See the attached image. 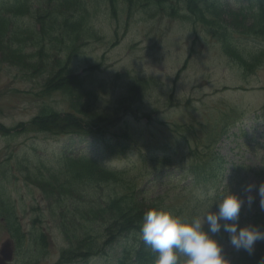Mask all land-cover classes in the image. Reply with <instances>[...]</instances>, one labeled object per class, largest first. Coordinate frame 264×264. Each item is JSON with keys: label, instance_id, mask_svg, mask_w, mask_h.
<instances>
[{"label": "rangeland", "instance_id": "374dc122", "mask_svg": "<svg viewBox=\"0 0 264 264\" xmlns=\"http://www.w3.org/2000/svg\"><path fill=\"white\" fill-rule=\"evenodd\" d=\"M224 1L234 11L235 3L246 0ZM118 19L120 27L116 31L114 21L102 19L97 24L102 42L84 48L81 57L71 64L74 81L70 91L81 81L85 96L72 92L74 96L65 99L62 94L40 92L45 76L31 73L36 68V74H45L42 62L31 61L24 81L15 78L18 68L0 64V264H58L59 253L67 248V207L70 197H81L72 194L65 181L61 183L63 189H58L57 179L47 172L45 181L37 179L35 176L44 171L32 168L53 167L63 151L73 156L91 151L117 170L135 163V173L145 175L141 187L146 197L165 195V200L158 202L174 212L191 204L190 208H197L196 216L200 215V203L205 199H211L207 206L212 204L210 211L215 212L214 201L229 191L245 200L239 225L264 227L260 197L255 189L245 191L248 185L264 184V117H260L264 109V56L255 71L246 72L226 57L218 36H210L201 24H192L186 13L172 18L162 12L128 17L119 14ZM250 45L235 43L232 47L248 58L253 51ZM26 53H33L32 49ZM43 103L61 115L82 107L86 114L78 117L83 128L80 131L99 139L97 144L75 135L55 138L22 134ZM95 115L107 125L104 132L90 126L98 123ZM9 133L18 136L7 137ZM115 140L120 148L113 146ZM146 151L159 159L171 156L170 164L180 168L186 162L191 163L186 167H191L196 166L195 160L207 162L213 157L221 172L217 177H206L205 184L194 189L195 204L188 193L181 192L183 184L163 186L157 182L158 173L150 175V158L144 164L141 160ZM185 159L188 161L183 164ZM234 164L237 172L231 168ZM168 169L157 172H173ZM248 195L255 197L250 206ZM217 236L231 264L243 250L232 247L226 232ZM124 244L115 246L113 252L120 251ZM108 263L94 258L87 264Z\"/></svg>", "mask_w": 264, "mask_h": 264}, {"label": "trees", "instance_id": "16d2710c", "mask_svg": "<svg viewBox=\"0 0 264 264\" xmlns=\"http://www.w3.org/2000/svg\"><path fill=\"white\" fill-rule=\"evenodd\" d=\"M233 8L234 11H230L231 7L224 0H5L0 4V64L18 68L19 74L15 78L20 77L24 81L29 76L25 72L31 68V61L42 62L46 68L45 74H36V68L31 73L34 77L45 76L40 92L62 94L65 99L74 96L72 92L85 96L81 81L77 83V89L70 91V84L74 81V76L71 78V64L81 57L84 48L102 42L103 36L97 24L106 17L112 23L114 21L116 31L120 27L119 14L128 17L131 14L162 12L169 18L186 13L192 24H201L210 36H218L217 42L226 57L246 72H253L260 66V57L264 56V0H246L235 3ZM235 43L251 44L253 51L250 56L239 55L232 47ZM28 48L33 53H26ZM76 79L79 80V77ZM55 110L43 103L31 125L21 131L22 134L37 133L55 138L70 135L84 138L91 134L80 131L83 128L78 117L83 118L86 114L82 107L75 110L76 113L73 111L63 115ZM95 116L98 123L90 126L104 132L107 125H103L105 122ZM13 136L18 134L9 133L7 137ZM114 146L117 147V144ZM148 156L147 153L141 156L143 164L149 160ZM152 157H149L150 175L160 166H170L169 162H173L169 158ZM56 159V164L47 170L45 165L33 166L44 171L35 177L45 181L47 172L57 179L55 182L60 185L58 189H63L61 183L65 181L70 185V192L81 197H70L67 207V248L59 253L58 264L79 261L87 264L94 258L104 259L107 263L113 258L111 264H155L157 254L144 244L140 236L143 215L150 209H162L173 215H183L181 218L196 216L197 208H190L191 204L174 212L158 202L165 200V195L148 199L147 192L141 187L145 175L135 173L136 164L115 170L104 166L95 157L82 154L73 156L65 151L59 153ZM214 160L213 157L207 162L198 160L196 166L186 169L192 182L181 192L188 193L192 203H198L197 195L194 194L192 199L193 188L205 183L206 177L208 179L212 174L217 177L220 168ZM28 168L26 166L25 169ZM77 178L84 181L78 183ZM162 185L166 186V183ZM210 201H202L200 204L203 208H200L204 210ZM261 229L264 230V227ZM123 242L125 244L120 247L121 250L113 252L115 246ZM231 264H264V240L255 243L251 255L243 250Z\"/></svg>", "mask_w": 264, "mask_h": 264}, {"label": "clouds", "instance_id": "9594fccd", "mask_svg": "<svg viewBox=\"0 0 264 264\" xmlns=\"http://www.w3.org/2000/svg\"><path fill=\"white\" fill-rule=\"evenodd\" d=\"M253 189L264 209V184L248 185L245 191L251 193ZM246 199L250 206L255 197L248 195ZM214 202L215 212L210 211L211 204L202 214L191 218H181L162 209H150L143 215L140 236L157 254L155 264H230L223 255V245L214 238L221 231L228 234L234 249L252 254L255 243L264 240V230L255 225H239L245 200L226 191Z\"/></svg>", "mask_w": 264, "mask_h": 264}]
</instances>
